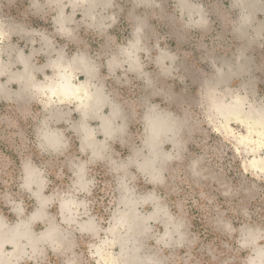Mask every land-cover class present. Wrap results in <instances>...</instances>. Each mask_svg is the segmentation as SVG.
Instances as JSON below:
<instances>
[{
	"label": "rangeland",
	"instance_id": "rangeland-1",
	"mask_svg": "<svg viewBox=\"0 0 264 264\" xmlns=\"http://www.w3.org/2000/svg\"><path fill=\"white\" fill-rule=\"evenodd\" d=\"M253 1L174 0L188 30L207 28V4L216 5L205 45L215 47L202 54L144 33L157 0H96L93 8L89 0H0V241L8 259L0 264H47L50 247L62 264H264V130L214 109L215 99L234 97L244 112L264 108V0ZM89 47L107 69L97 71ZM56 62L72 69L75 86L101 90L102 113L118 111V132L103 133L90 118L94 135L84 140L77 98L49 103L48 90L22 91L14 78L28 66L32 81L46 83ZM109 74L129 87L103 83ZM155 116L167 120L170 137L148 171L141 163ZM190 126L213 171L236 186L222 184L219 200L174 163ZM125 214L140 215L139 231L133 218L121 223ZM54 226L58 237L47 235Z\"/></svg>",
	"mask_w": 264,
	"mask_h": 264
},
{
	"label": "bare ground",
	"instance_id": "bare-ground-1",
	"mask_svg": "<svg viewBox=\"0 0 264 264\" xmlns=\"http://www.w3.org/2000/svg\"><path fill=\"white\" fill-rule=\"evenodd\" d=\"M79 1L80 0H73V4H77ZM89 1H90V7L93 8L94 5L96 4V0H89ZM88 14H90V11H88ZM24 60L25 59L23 58L20 61H24ZM76 64H77V67H79V65H81V62H76ZM51 65H53L55 68H58L59 72L56 74V77L50 79L46 83H35L34 81H32L31 77H30L31 76V70L28 66H25L24 71L21 72L20 74H18L17 76H15L14 78H18V79L22 80L23 85L26 87V88H22V91H24L28 87H34V89H36V91H38V92H43L44 90H48V94H50L49 95V98H50L49 103H51V102L52 103H58V102H62L65 99L77 98L80 101L79 102L80 103L79 108L81 111L80 112L81 116H80L79 127L82 129V131L85 130V133H86L84 135V140H86V138H88L89 140H92V136L94 135L93 134L94 131L86 126V122L90 118H98L101 120V127H100L101 132L107 133L109 135H112L114 132H118L115 130V127H114V124L117 120L118 111L113 110V112L110 114L102 113V108L105 106V104L107 103L108 100H107L106 96H104V94L101 92V90H99V88H96L95 91L88 90L87 89L88 87L83 86L85 84H83V85L80 84L81 86H79V84H78V86L77 85L75 86L71 82V77H70L71 76L70 73L72 72V69L71 70L69 69V71H71V72L68 71L69 72V74H68L67 72H65L67 67L65 68V71L61 72L62 65L60 62L51 63ZM73 65H75V64H73ZM73 67L75 68L76 66H73ZM88 68H89L88 66H85V69L87 71H90ZM77 70H78V68H77ZM75 71H76V69H75ZM0 88L4 89V88H2V85H0ZM28 89H31V88H28ZM55 97H57V99H55ZM214 98H215V96H214ZM214 98H212V100H214ZM216 98H217V96H216ZM236 98L237 99L234 100L235 99V97H234V99H231V102L228 101L227 103H222L221 101H219V99H215L214 109H216L219 113H223L224 116H226L225 114H227V117L229 116L230 118H232V120H233V118H241L243 121H247L248 119H250V120L252 119V122L254 123L255 126L260 125L261 127H263V130H264V108H257V109L252 108L249 111L244 112V110L246 108L244 109L241 99L239 100V97H236ZM232 100H234V101H232ZM55 115L58 116L57 113H55ZM227 117H226V119H227ZM239 121H241V120H239ZM148 128L149 129H148L147 146L150 149L151 153H150V155H147L145 157V159L141 163V166L144 170L151 171L152 169H154V167H155L154 165L156 164L158 157H159L158 146H159L160 142L163 140V138L170 137V135L168 136V132L171 129V127H170L169 123L167 122V120H165V118H163L162 116L161 117L155 116V117L151 118ZM116 129H118V128H116ZM47 133L49 134V132H47ZM45 139H47L46 141L49 144L54 143L56 140L54 138V136L49 137V135ZM257 164H258V161H257ZM260 164H261V167L264 168V162L260 163ZM130 218H133L135 221V226L133 227L134 229H132V230L133 231L135 230L134 232H136L138 228L140 229L142 227V226L140 227L141 217L138 214H125L120 219V221H121V223H124V221H127ZM139 229H138V231H139ZM56 231L57 230L54 226L51 231L47 232V235L48 236L54 235L55 234L54 232H56ZM12 235H13L14 239H18V238L20 239V237L24 234H23V232H20L18 229L17 230L15 229V230H13ZM55 235H57V237H58V235H59L58 232H56ZM25 236H28V235H25ZM117 239H119V238L117 237ZM119 240H117V241H119ZM4 243H5V241H0V261L3 263L8 261V259L5 258L6 256L2 255V245ZM20 253H23V249L17 250V255H20ZM262 254H264V252Z\"/></svg>",
	"mask_w": 264,
	"mask_h": 264
},
{
	"label": "clouds",
	"instance_id": "clouds-1",
	"mask_svg": "<svg viewBox=\"0 0 264 264\" xmlns=\"http://www.w3.org/2000/svg\"><path fill=\"white\" fill-rule=\"evenodd\" d=\"M131 4V0H128ZM132 5V4H131ZM134 7V5H132ZM207 11L209 15V23L207 28H197L195 30H188L184 26L183 19L176 11L174 0H157L153 9L147 13V19L144 23V33H146L152 40L159 42L160 44H169V41H175L181 48L187 47L189 51L207 53L211 51L214 45H209L211 40V29L214 27L213 21L216 19V5H213V10H209L207 4ZM129 34L123 37H117L119 42L127 43ZM73 50L68 52L71 56L77 51L76 45H71ZM152 46V45H150ZM89 52L92 54L96 64L97 71L100 73L102 68H106L105 58L103 54L96 55L89 47ZM181 55L183 53H180ZM227 57H225L226 59ZM219 62L220 57H216ZM211 68V64L209 63ZM107 69V68H106ZM215 71V69H212ZM101 81L111 80L120 88H128L129 86L123 82V80H117L115 77L108 75L106 78L100 76ZM199 149V152H197ZM183 173L188 176L190 182L199 176L201 183L204 185V191L209 196H216L219 200L224 196L221 185L232 184V182L226 179L222 174L216 173L212 169L211 157L208 156L207 149L202 143L195 138V129L190 126L187 134V148L183 153L180 160L174 162ZM233 185V184H232ZM233 187H236L233 185ZM227 201V197H224ZM60 254L58 247H50L47 264H62L60 261ZM171 264H180L179 260L171 262Z\"/></svg>",
	"mask_w": 264,
	"mask_h": 264
}]
</instances>
